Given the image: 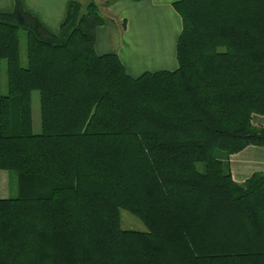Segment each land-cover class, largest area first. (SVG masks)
Instances as JSON below:
<instances>
[{
	"label": "trees",
	"instance_id": "16d2710c",
	"mask_svg": "<svg viewBox=\"0 0 264 264\" xmlns=\"http://www.w3.org/2000/svg\"><path fill=\"white\" fill-rule=\"evenodd\" d=\"M173 6L179 68L137 78L96 53L114 21L94 1L70 2L56 35L21 0L0 12V170L18 184L0 198V264H264V173L236 184L230 167L264 147L251 123L264 115V0ZM122 209L147 231L124 230Z\"/></svg>",
	"mask_w": 264,
	"mask_h": 264
},
{
	"label": "crops",
	"instance_id": "0c3cea01",
	"mask_svg": "<svg viewBox=\"0 0 264 264\" xmlns=\"http://www.w3.org/2000/svg\"><path fill=\"white\" fill-rule=\"evenodd\" d=\"M73 1L89 2L21 0V3L24 10L35 16L49 32L58 34L67 18L68 5ZM177 1L118 0L106 6L101 14L114 22L97 28L96 53L117 54L133 78L146 72L176 71L179 68L177 43L183 29L182 19L173 6ZM15 3L16 0H0V12H13ZM256 123L264 127V117L258 116ZM231 171L233 180L239 184L257 172L264 173V147L249 146L232 156Z\"/></svg>",
	"mask_w": 264,
	"mask_h": 264
},
{
	"label": "rangeland",
	"instance_id": "374dc122",
	"mask_svg": "<svg viewBox=\"0 0 264 264\" xmlns=\"http://www.w3.org/2000/svg\"><path fill=\"white\" fill-rule=\"evenodd\" d=\"M88 1L89 2L90 1H94V2L98 3L100 11L105 12L106 6H107L106 2H108L109 0H105V1L104 0H88ZM86 4H87V2L83 3V5H86ZM106 20H109V19H106ZM109 22H107V23H109ZM107 23H105V24H107ZM124 27H125V23H124ZM20 35H21L22 63H23V65H26L27 64L26 33L22 31L20 33ZM1 68H2V92L4 94H6L7 90H8V86H7V75H6L7 66H6V62L5 61L2 62ZM40 107H41L40 106V93L38 91H34L32 93V118H33V130H34V133H40L41 132L42 115H41V108ZM258 116H263L264 117V115L253 114L252 117H251V123L255 127H263V126H258L257 123H256L257 119H258ZM243 151H241V152H243ZM236 154H238V153L232 154L230 156V167H231V157L236 155ZM231 173H232V171H231ZM257 173H262V172H257ZM257 173H255V174H257ZM255 174H253L252 176H254ZM232 179H233V177H232ZM236 184H239V183H236ZM17 195H18V184H17V181H14L13 184L10 185L8 172L0 170V198L16 197ZM121 218H122L121 227L124 230L133 229V230H137V231H147V228L145 227L143 222L136 215L132 214L131 212H128V211L122 209L121 210Z\"/></svg>",
	"mask_w": 264,
	"mask_h": 264
}]
</instances>
